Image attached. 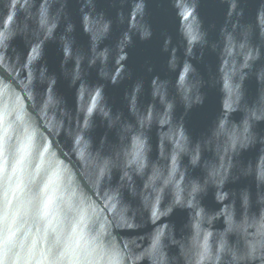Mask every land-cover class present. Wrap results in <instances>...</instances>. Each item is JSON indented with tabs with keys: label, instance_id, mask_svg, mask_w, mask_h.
<instances>
[{
	"label": "water",
	"instance_id": "water-1",
	"mask_svg": "<svg viewBox=\"0 0 264 264\" xmlns=\"http://www.w3.org/2000/svg\"><path fill=\"white\" fill-rule=\"evenodd\" d=\"M0 264H264V0H0Z\"/></svg>",
	"mask_w": 264,
	"mask_h": 264
}]
</instances>
